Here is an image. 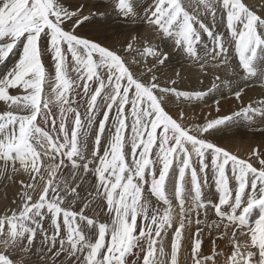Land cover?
<instances>
[{
    "label": "snow or ice",
    "instance_id": "1",
    "mask_svg": "<svg viewBox=\"0 0 264 264\" xmlns=\"http://www.w3.org/2000/svg\"><path fill=\"white\" fill-rule=\"evenodd\" d=\"M218 13L224 32L214 30ZM113 16L131 27L122 40L77 34ZM157 38L198 68L197 79L214 70L211 87L178 90L181 69L164 72L172 56ZM17 49L0 75V180L20 185L0 215V264H180L185 239L190 264L220 255L264 264V153L251 150L256 167L209 139L234 118L264 121V100L195 125L180 107L220 86L241 100L235 78L264 86V0H0V64ZM209 170L215 202L203 191Z\"/></svg>",
    "mask_w": 264,
    "mask_h": 264
},
{
    "label": "bare ground",
    "instance_id": "2",
    "mask_svg": "<svg viewBox=\"0 0 264 264\" xmlns=\"http://www.w3.org/2000/svg\"><path fill=\"white\" fill-rule=\"evenodd\" d=\"M67 2L71 4H78L80 2H84V0H67ZM97 2L104 3V0H97ZM246 2L251 3L252 0H246ZM141 3L146 5L151 4L152 0H141ZM218 18H220V13H218L216 16V21H215L216 28L214 30L218 32H224L225 31L224 24L222 21H219ZM203 20L209 26H211L213 23L212 18L210 16L203 17ZM91 21L92 19L88 22H85V25ZM99 24H101L100 26L101 29L96 28V30H93L92 28V30L86 32H80V29L84 26L83 25L78 29L79 33L87 36L88 38H94L104 44L111 45L115 43L117 40H122L124 34H126V31L131 30V27H129V29L126 30L122 26L123 25L122 21H117L116 19H112L110 17L107 20H103ZM137 29L141 33H144L146 31V26L138 25ZM202 40L203 43L201 47H203L204 44L207 45L210 44L207 42L208 38L206 35H203ZM154 43H157L161 49L169 52L172 56L171 60L168 62V68L164 70V72L167 75H171V72L169 71L170 69H181L182 78L177 80V83L175 85V87L178 90L206 91L208 88L211 87V83L214 79V74H213L214 70H210L209 75H201L199 79H197L198 68L191 65L188 61H186L182 55L176 54L173 51L172 44L170 41L157 38L154 41ZM44 44L45 42L42 41V45ZM16 51L18 52L19 49H17ZM230 56L234 57V52L231 50H230ZM17 57L18 56H16V58ZM43 62L45 65L52 64L49 55H45L43 57ZM233 62L235 63L236 61L233 60ZM13 63L7 65H5L6 63L0 64V70L2 68H5L4 70L2 69L0 75L5 74L6 71L12 67ZM47 69L49 71H53V67L49 66L47 67ZM219 74L221 75L222 79L225 78L226 76V74L223 72H220ZM164 82H165L164 78L162 77L161 83L163 84ZM237 85H239V87L244 88V92L242 93L241 100H237L235 96L232 95L230 88L220 86L216 90L212 91L208 96H206L201 101H192L191 103L185 102L182 105H180V107L183 108L184 112L188 117V120L185 123L189 125H195L202 123L208 119H214L217 116L230 115L236 111H239L240 108L243 106H247L249 104L256 105L258 101L264 100V86H262L258 80H248L247 82H245L242 78H235L232 83V88H236ZM10 93L17 94L15 90H10ZM215 100L220 101L219 112H217L216 110L217 106L213 103V101ZM172 101L173 102L167 106V110L173 115H175L178 111L175 97L172 98ZM5 108L6 106L2 102H0V112H3ZM209 139L212 140L214 143H216L217 146L224 148L225 150L229 151L232 154L237 155L242 159H249L250 162H253L254 166L259 167L258 160H256L255 158H250V152L253 148H258V150L261 153H264V121H261L259 116H257L255 120L251 123L246 121L243 117L234 118L226 126L222 127L219 131H216L212 136H210ZM16 179L17 180L23 179L25 181L29 180V178L26 175L17 176ZM186 179L190 181V174L186 176ZM208 183L209 185H213V186L210 188L209 187L206 188V190L208 192L212 191V193L211 195L209 194L208 195L205 194V195L209 197V199L211 198L216 200L217 196L215 194V188L212 180V173L210 170L208 172ZM189 188H190V183H189ZM19 190H20V185L18 183L13 185L11 181L8 182V185L5 187V194L2 195L0 193V215L4 213V210L6 208L14 207V205H12V200L15 198V194H17ZM206 190L203 189V191ZM104 219L105 217H101V220ZM211 219H216V217H214V212H210L209 222H211ZM193 228L195 229V225H193ZM216 235L217 232L213 231L212 233L213 238H215ZM245 239L246 238L244 236L239 237L241 243H243ZM37 243H39V239L37 240ZM188 244H189L188 240L185 239L184 250L180 256V264H190V261L188 260V257L190 256V248L188 247ZM217 244L219 245V248L217 249L218 252L226 253L228 255L231 254L232 246L231 244L227 243V241L217 240ZM210 248H211V240L208 237V230L205 229L204 238H203V250L206 254H208L210 252ZM216 259L218 261V264H224V260L226 259V256L220 255Z\"/></svg>",
    "mask_w": 264,
    "mask_h": 264
},
{
    "label": "rangeland",
    "instance_id": "3",
    "mask_svg": "<svg viewBox=\"0 0 264 264\" xmlns=\"http://www.w3.org/2000/svg\"><path fill=\"white\" fill-rule=\"evenodd\" d=\"M101 10H104V9H101ZM110 18H112V19H116L114 16L113 17H110ZM100 18L99 17H97V18H95V20H99ZM91 20V19H90ZM95 20H92L91 22H89L88 24H84V26L80 29V32H86V31H89V30H92V28H93V30H96V28H99V29H101V24H99V23H97V22H95ZM218 20L219 21H221V18H218ZM91 28V29H90ZM79 29V28H78ZM77 29V34L78 35H81V36H84V37H87V36H85V35H82V34H80L79 33V30ZM208 43H210L211 44V42L208 40L207 41ZM210 44H208V46H211ZM15 52H16V55H10L9 56V59L7 60V62H6V64L5 65H7V64H11V63H13L14 61H15V59H17L16 58V56H18V52L16 51V50H14ZM14 59V60H13ZM13 61V62H12ZM46 66V68L47 67H52V64H50V65H45ZM3 70L5 69V68H2ZM2 69L0 70V72H2ZM53 107V110L55 111L56 110V106H52ZM42 123V122H41ZM28 177V176H27ZM8 182H10V181H6V180H0V191H3V192H0L2 195H4L5 194V187L8 185ZM206 188H208V187H204V190H206ZM214 191V190H213ZM208 191L206 190V191H204V194H206V195H211V193H212V191L211 192H208ZM205 195V198L206 199H209V197H207ZM153 199H155V198H153ZM210 200H212L213 202H215L216 200H214V199H211L210 198ZM214 217H215V215H214ZM193 230H194V228H193Z\"/></svg>",
    "mask_w": 264,
    "mask_h": 264
}]
</instances>
